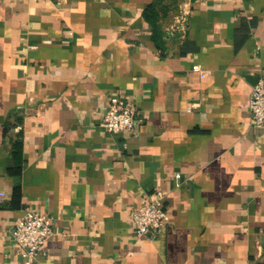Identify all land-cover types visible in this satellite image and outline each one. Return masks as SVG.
I'll return each instance as SVG.
<instances>
[{"label":"crops","instance_id":"obj_1","mask_svg":"<svg viewBox=\"0 0 264 264\" xmlns=\"http://www.w3.org/2000/svg\"><path fill=\"white\" fill-rule=\"evenodd\" d=\"M153 1L0 0V264H264V0H160L155 36ZM112 95L134 132L99 126ZM155 190L168 224L136 238ZM25 211L51 218L29 262L10 239Z\"/></svg>","mask_w":264,"mask_h":264},{"label":"built area","instance_id":"obj_2","mask_svg":"<svg viewBox=\"0 0 264 264\" xmlns=\"http://www.w3.org/2000/svg\"><path fill=\"white\" fill-rule=\"evenodd\" d=\"M186 12L179 10L174 30L183 33ZM198 71L197 66L192 67ZM248 112L251 125L264 130V71L258 73L256 83L252 86L248 99ZM136 111L127 99L112 95L103 113L99 126L110 135L124 132L132 133L136 128ZM4 194L0 191V201ZM164 193L153 191L147 202L137 208L132 215V234L136 238L155 237L168 224V215L163 206ZM51 233V218L44 214L25 211L14 223L10 231V239L17 253L26 261L42 255L43 245Z\"/></svg>","mask_w":264,"mask_h":264},{"label":"trees","instance_id":"obj_3","mask_svg":"<svg viewBox=\"0 0 264 264\" xmlns=\"http://www.w3.org/2000/svg\"><path fill=\"white\" fill-rule=\"evenodd\" d=\"M160 0H154L145 10H144V17L145 20L152 26V29L154 31L157 30L156 22H157V11L160 10ZM8 174L11 177H14V179H18L20 175V166H10L8 168ZM20 197H21V190L19 183L16 182V184L12 188L11 192V199H10V208H18L20 206Z\"/></svg>","mask_w":264,"mask_h":264}]
</instances>
